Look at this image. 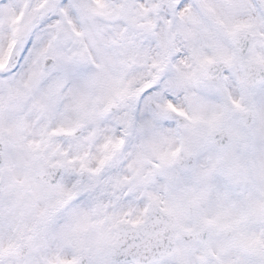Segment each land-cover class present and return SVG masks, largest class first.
<instances>
[{"label":"snow or ice","instance_id":"6c2138e0","mask_svg":"<svg viewBox=\"0 0 264 264\" xmlns=\"http://www.w3.org/2000/svg\"><path fill=\"white\" fill-rule=\"evenodd\" d=\"M0 264H264V0H0Z\"/></svg>","mask_w":264,"mask_h":264}]
</instances>
